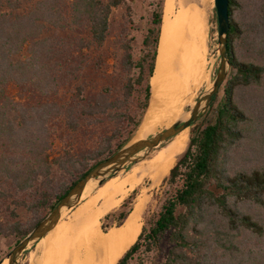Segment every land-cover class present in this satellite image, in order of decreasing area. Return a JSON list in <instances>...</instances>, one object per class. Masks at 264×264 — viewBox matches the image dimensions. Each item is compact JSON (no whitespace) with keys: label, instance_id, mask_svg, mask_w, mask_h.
Here are the masks:
<instances>
[{"label":"trees","instance_id":"obj_1","mask_svg":"<svg viewBox=\"0 0 264 264\" xmlns=\"http://www.w3.org/2000/svg\"><path fill=\"white\" fill-rule=\"evenodd\" d=\"M28 1L0 0V218H17L21 206L32 213L28 223L0 220V239L13 235L15 243L43 218L40 209L50 211L138 128L150 102L164 2L156 0L137 76L124 94L138 92L135 118L116 113L119 101L105 90L87 92L84 84L75 85L66 102L55 98L63 84L81 79L86 51L104 43L112 9L124 0ZM228 14L229 74L207 112L189 126L187 146L162 180L158 206L115 264H264V0H229ZM130 58L127 53L128 64ZM105 117L119 120L93 147L63 140L69 132L92 139V126ZM123 118L130 126L120 139ZM56 139L63 144L58 153ZM55 168L73 176L57 192ZM132 199L133 193L104 215L103 232L124 222Z\"/></svg>","mask_w":264,"mask_h":264},{"label":"rangeland","instance_id":"obj_2","mask_svg":"<svg viewBox=\"0 0 264 264\" xmlns=\"http://www.w3.org/2000/svg\"><path fill=\"white\" fill-rule=\"evenodd\" d=\"M30 3L31 2L28 0H22V4L24 5H29ZM155 4L156 0H124L120 6L113 8L109 17L110 27L106 40L102 45L99 46L93 44L91 48L86 51L87 56L83 61H81L80 72L83 76L81 75V79L79 78L77 81H72L71 84H63L55 96L56 100L60 103L68 101L72 93H74L75 85L77 86L79 84H84L86 87L85 91L87 92H98L105 90L110 101L118 100L119 105L115 107L116 113H131L133 115L138 100V92L134 91L133 89L126 97L124 94L129 90V80L133 81V79L137 76L138 67L136 62L140 59L142 54V39L147 31V28L149 27L151 13L153 10H156ZM196 14H198V20L196 23L192 22V24H194V26L198 24L196 28L197 34L195 36V43L202 51L201 55L204 67L201 72V85L196 88V90H194L193 101L206 87H208L210 79L213 78L219 61L215 52L217 43V25L214 22L215 11L213 9V0H203ZM127 46H129V48H127ZM127 53L131 54L130 64L125 61ZM204 75H206L205 80ZM9 93L15 96L16 90L13 86H10ZM133 116L135 118L137 117L135 115ZM117 119L119 120L118 117H115L110 122L109 119L106 118L105 120H102V122L93 125L92 129L95 131V133H93L94 135L92 136V139L81 135L70 134L71 132L67 134L66 132L67 135L63 140H66L68 137H71V139L76 138L75 141L79 140L81 142L83 140L82 144L90 146L91 148L98 141L104 128H106L109 132L111 129L113 130L116 127L115 124L117 123ZM122 121L123 122L120 121V128L122 127L120 139L126 136L130 126V123L128 124V120L125 118H123ZM166 126L167 125L159 124L145 136L154 134ZM138 128L133 135L137 133ZM189 132L190 128L188 127L185 130L187 135L185 145L181 150L178 151L175 160L186 148ZM173 139L174 138H171L164 144L154 148L146 159H143L132 166L121 170L114 177L106 181L101 186L103 187L106 185V189L97 190L98 192L96 189L91 191L90 193L86 194L77 205L65 212L61 221L58 222L46 236V246L44 245L43 250L39 255L41 263L48 259L49 252H55L54 249L58 245V237H62V241H64L62 242L63 245L61 244L58 248L62 252H59V254L63 256L65 253H67V251L71 248V245L74 244L78 235V230L80 227L76 225L77 222L78 224L82 223L81 218H84V215L88 212L92 210L97 211L101 229L103 218L100 217L104 213L113 210L127 193V197L133 193L132 203L130 204L131 209L139 194L144 191V193L147 195L148 200L145 207L143 208L141 216V224H143L144 216L151 214L158 206L163 189L162 180L165 177L164 176L159 182H157V184L155 183V185L151 183L149 174L157 167L161 159H163V156H165V146ZM117 141L118 139L113 141L112 147ZM62 146V141L58 139L52 141V149L55 150V153L61 151ZM150 161H152L153 164H148ZM142 166L145 167V174H143L140 179L133 184H129L126 181L124 184L123 179H125L134 168H140ZM53 178L54 186L57 192L59 191V186L61 183L66 182V184H70L73 176L67 175L62 170L55 168ZM116 187L120 188L119 194L113 192L112 195H107L106 198L101 197L103 192L109 194L111 190ZM118 188H116V190ZM30 192H33V189L18 194V198H25V196L27 197L28 193ZM99 207L100 209H98ZM48 212V209H40L38 214L39 216H45ZM16 213L18 216L17 218H11L6 213V218H0V220L3 222L19 220L22 223H28L30 220H32V213L27 211L24 206L19 207L16 210ZM105 224H107L106 221ZM111 228L109 227L107 230ZM15 240L16 238L13 235L0 239V260L16 244ZM36 249L37 247L33 245L23 251L22 254L18 256V264H30ZM58 249L56 250L58 251Z\"/></svg>","mask_w":264,"mask_h":264},{"label":"bare ground","instance_id":"obj_3","mask_svg":"<svg viewBox=\"0 0 264 264\" xmlns=\"http://www.w3.org/2000/svg\"><path fill=\"white\" fill-rule=\"evenodd\" d=\"M202 2L203 0H164L154 70L149 79L150 102L131 142L143 138L159 124L170 125L192 103L194 90L201 85V72L204 67L202 51L195 43L198 24H192L198 20L196 13ZM205 77L206 75L204 80ZM186 129L172 137L174 139L165 146V156L149 174L151 183L157 184L173 166L178 151L185 145ZM148 164L153 163L150 161ZM144 168H134L123 179L124 184L125 181L129 184L138 181L145 174ZM116 188L109 194L103 192L101 197L106 198L113 192L119 194L120 188ZM100 189H106V185L100 186L96 191ZM147 200L148 197L143 191L136 198L124 222L105 232L100 229L97 211L88 212L81 218L82 223L77 222L76 225L80 227L78 235L67 253L65 251L63 256L59 254L61 251L58 248L64 241L62 237H58L55 252H49L48 259L40 264H115L137 238ZM44 245L46 246V241ZM1 264L6 263L4 261Z\"/></svg>","mask_w":264,"mask_h":264},{"label":"water","instance_id":"obj_4","mask_svg":"<svg viewBox=\"0 0 264 264\" xmlns=\"http://www.w3.org/2000/svg\"><path fill=\"white\" fill-rule=\"evenodd\" d=\"M229 0H213V9L217 20L216 56L219 59L214 76L199 96L184 109L183 115L175 119L162 130L132 141L133 136L113 154L101 160L89 169L71 188L56 202L53 208L0 260V264H18V256L29 247L35 245L30 264H40V253L43 250L46 235L61 221L65 212L77 205L91 191L99 188L108 179L121 170L146 159L154 148L164 144L180 131L188 128L201 118L208 110L212 97L216 96L226 80L231 67L227 36L229 30ZM212 63V62H211Z\"/></svg>","mask_w":264,"mask_h":264},{"label":"crops","instance_id":"obj_5","mask_svg":"<svg viewBox=\"0 0 264 264\" xmlns=\"http://www.w3.org/2000/svg\"><path fill=\"white\" fill-rule=\"evenodd\" d=\"M127 195H128V193L123 197V199L121 200V202H120V204L118 205L117 208H115V209H113L111 211H108V212L104 213L100 218H103L104 215L107 214V213H113V212L115 213L120 208L121 203L124 201V199L127 197Z\"/></svg>","mask_w":264,"mask_h":264}]
</instances>
